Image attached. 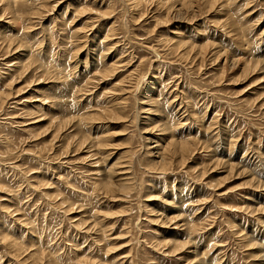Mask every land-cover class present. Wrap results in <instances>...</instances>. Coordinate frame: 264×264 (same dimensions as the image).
<instances>
[{"label":"rangeland","instance_id":"rangeland-1","mask_svg":"<svg viewBox=\"0 0 264 264\" xmlns=\"http://www.w3.org/2000/svg\"><path fill=\"white\" fill-rule=\"evenodd\" d=\"M209 263L264 264V0H0V264Z\"/></svg>","mask_w":264,"mask_h":264},{"label":"bare ground","instance_id":"bare-ground-1","mask_svg":"<svg viewBox=\"0 0 264 264\" xmlns=\"http://www.w3.org/2000/svg\"><path fill=\"white\" fill-rule=\"evenodd\" d=\"M29 30H30V29H29ZM13 47H14V46H13ZM59 102H60V101H59ZM60 103H61V102H60ZM120 105H121V104H120ZM118 109H119V108H118ZM95 119H96V118H95ZM75 120H76V119H75ZM64 122H65V121H64ZM67 124H68V123H67ZM162 129H163V128H162ZM146 133H147V132H146ZM148 133H150V132H148ZM99 142H100V141H99ZM120 168H121V167H120ZM121 170H122V169H121ZM124 170H125V169H124ZM117 171H118V170L115 171V170L111 169V172H109V174L107 173V174L109 175V178H107V179L104 180V181H105L104 184H105L106 186H112L113 183H116V182H117V181L115 182V180H114L113 177H112L114 174L117 173ZM126 171H127V170H126ZM119 172H121V171L119 170L118 173H119ZM127 172H129V171H127ZM123 173H126V172H123ZM123 173H122V174H123ZM122 174H121V175H122ZM127 174H128V173H127ZM102 176H103V174H102ZM118 176H119V175H118ZM122 176H123V175H122ZM101 178H102V177H101ZM101 178H100V179H101ZM118 178H119V177H118ZM118 178H117V179H118ZM121 178H122V177H121ZM123 178H124V177H123ZM115 179H116V177H115ZM124 179H125V178H124ZM126 179H127V178H126ZM125 181H126V180H125ZM123 182H124V181H123ZM118 184H119V182H118ZM123 185H124V184H123ZM116 186H117V185H116ZM121 187H122V186H121ZM116 188H117V187H116ZM5 239H6V238H5ZM189 239H190V238H189ZM4 241H5V240H4ZM177 249H178V248H177ZM192 254H193V253H192ZM209 264H210V263H209Z\"/></svg>","mask_w":264,"mask_h":264}]
</instances>
